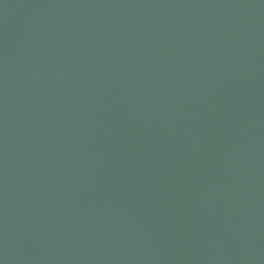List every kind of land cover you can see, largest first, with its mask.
I'll return each instance as SVG.
<instances>
[{
  "label": "water",
  "instance_id": "water-1",
  "mask_svg": "<svg viewBox=\"0 0 264 264\" xmlns=\"http://www.w3.org/2000/svg\"><path fill=\"white\" fill-rule=\"evenodd\" d=\"M0 264H264V0H0Z\"/></svg>",
  "mask_w": 264,
  "mask_h": 264
}]
</instances>
